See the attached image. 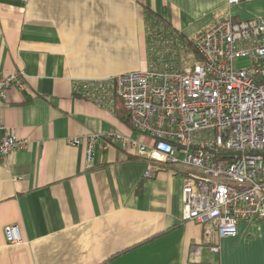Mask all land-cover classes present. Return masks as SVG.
<instances>
[{
    "label": "crops",
    "instance_id": "crops-1",
    "mask_svg": "<svg viewBox=\"0 0 264 264\" xmlns=\"http://www.w3.org/2000/svg\"><path fill=\"white\" fill-rule=\"evenodd\" d=\"M254 17L264 0H0V74L22 72L25 86L7 92L0 125L28 143L0 161V264H264V221L218 239L211 224L181 220L180 167L144 177L146 162L120 147L87 163L69 144L106 133L147 142L118 99L100 107L76 83L145 70L154 35L190 40ZM9 225L21 243L6 242Z\"/></svg>",
    "mask_w": 264,
    "mask_h": 264
},
{
    "label": "built area",
    "instance_id": "built-area-1",
    "mask_svg": "<svg viewBox=\"0 0 264 264\" xmlns=\"http://www.w3.org/2000/svg\"><path fill=\"white\" fill-rule=\"evenodd\" d=\"M153 37L146 70L74 85L76 95L100 107L118 99L131 130L147 142L106 133L69 144L83 147L87 163L96 151L120 147L146 162L144 177L155 165L180 167L181 220L211 224L218 239L232 237L238 222L264 221V18H227L190 40ZM239 59L249 66L235 65ZM23 81L22 72L0 74V103L10 89L23 90ZM0 128V161L26 149L25 139ZM4 238L21 243L19 227L6 226Z\"/></svg>",
    "mask_w": 264,
    "mask_h": 264
},
{
    "label": "rangeland",
    "instance_id": "rangeland-1",
    "mask_svg": "<svg viewBox=\"0 0 264 264\" xmlns=\"http://www.w3.org/2000/svg\"><path fill=\"white\" fill-rule=\"evenodd\" d=\"M235 65L239 66V67H248L249 66V63L247 62V59H239V60H236L235 61ZM147 69V67H146ZM145 69V70H146Z\"/></svg>",
    "mask_w": 264,
    "mask_h": 264
},
{
    "label": "trees",
    "instance_id": "trees-1",
    "mask_svg": "<svg viewBox=\"0 0 264 264\" xmlns=\"http://www.w3.org/2000/svg\"><path fill=\"white\" fill-rule=\"evenodd\" d=\"M154 22H156V21L154 20ZM190 49H191V47L188 46V49H187V50H190ZM120 107H121V109H123L121 103H120ZM123 111H124V113H125V120H126L127 123H129V116H128V113H127L124 109H123Z\"/></svg>",
    "mask_w": 264,
    "mask_h": 264
}]
</instances>
